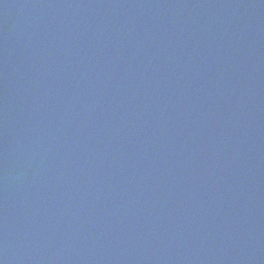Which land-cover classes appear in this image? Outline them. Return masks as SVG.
<instances>
[{"label": "water", "instance_id": "95a60500", "mask_svg": "<svg viewBox=\"0 0 264 264\" xmlns=\"http://www.w3.org/2000/svg\"><path fill=\"white\" fill-rule=\"evenodd\" d=\"M130 1L124 0V6L120 7V0H30L25 7L24 0H0V264H264V247L250 243L249 225L252 224L244 219L247 223L245 228L238 225L243 216L237 213L236 208L246 198L244 189L247 194L251 190L264 189L263 169H258L264 166V97L251 91H241L247 81L257 77V87L264 92V0H198V4H209L210 8L202 20H189L187 32L182 30L187 23L183 18L181 24L170 23L159 33L149 31L147 37L140 36L142 27L138 25L142 13L139 2L133 4ZM175 1L169 0L167 4ZM9 16L12 19L9 20ZM34 19H37L36 27L32 25ZM153 24L150 22L148 25ZM53 26L57 31H52ZM29 28H33L36 35L43 34L40 37L44 40L34 41V35L28 34ZM77 28L79 31H76ZM75 39L80 43L76 45ZM27 41L33 45L32 49H29ZM49 41L59 43L54 45L56 51L43 46ZM63 45L66 54L61 51ZM43 48L46 51H42ZM74 48H78L77 52ZM194 50L196 52L192 53ZM159 51L164 53L155 57ZM45 52L53 55L49 62ZM34 54L39 58L32 65L28 61ZM238 55L248 69L246 65L239 64ZM181 56L185 60L180 64ZM246 58H249V63ZM77 61H83L82 66L78 65L82 73L73 71ZM37 63L33 73L22 75L26 66L30 69ZM15 66L16 69L11 70ZM65 86L69 89L65 90ZM44 88L58 95L67 92L75 94L79 90L83 94L79 97L82 104L86 99L87 105L92 95L100 106L93 103L87 105V113L80 115H68L64 109L61 117L56 110L50 114L51 106L45 110V106L41 105L42 112H39L30 105V100L34 98L38 103L42 98H35L34 95ZM243 93L249 96L248 101L237 102L235 98L238 96L239 99ZM230 105L237 109L236 125L232 124V116L228 115ZM116 106L128 115L122 122L111 119L113 112L110 111ZM22 114H27L40 130L50 115L56 127L47 135L54 137L68 134L77 137L78 130L74 131V127L82 128L81 123L85 122L86 126L82 128L84 138L79 139L87 142V146L94 140L98 152L94 157L90 155L79 159L74 166L68 162L65 168L43 177L35 171L32 176L36 180L33 181L30 174L19 166V161L22 155L24 168L32 167L35 157L27 152L24 142L16 143L13 134H9L27 135ZM97 114L108 118L109 127L117 130L118 136L110 145L106 137L113 136V133L107 131L108 134L99 135L90 130L92 128L93 131ZM148 117L151 118L146 123L144 119ZM64 118L67 119L65 126L61 123ZM163 118L165 122L169 121L172 134L178 123L184 122V130L188 131L185 136L193 134L189 130L192 125L202 124L204 130L215 137L211 143L214 157L223 151L236 156L242 152L241 156L258 158L263 164L257 165L256 160L252 166L254 170L258 169L260 178L244 173L240 159L238 163L224 167L221 162L214 165L213 160L205 161L208 158H203L205 155L202 153L190 158L192 164L187 167L179 155L157 147L158 141H154ZM175 118L180 119L179 122ZM78 120L80 124L76 125ZM18 122L21 127H16ZM125 123L135 126L138 134L135 141L129 139L133 137L132 131H123ZM246 129L251 133L248 138L242 132ZM122 132L127 139L122 138ZM122 141L127 149L125 157L119 158L121 164L126 161L130 164V154L143 156L145 146L141 143L146 145L147 142L154 150L151 169L157 175L164 170L168 177H157L152 181L147 178L144 182L145 186L148 185L146 190L135 188L136 182L143 176L142 166L133 164L132 170L137 172L131 173L133 179H128L124 191L118 192L117 197L101 192L102 183L115 181L120 171L116 165L110 169V176L103 175L106 165L101 163L99 167L98 155L106 153L109 162L116 156L115 151L120 149L118 142ZM39 143L40 140L36 145ZM7 148L12 151L7 152ZM59 149L60 153L64 152L63 147ZM72 152L69 151L70 154ZM160 152L165 157L163 160L157 157ZM3 154L8 157H3ZM200 158L203 159L199 161ZM221 161L225 162L224 156ZM83 162L86 168L94 170L92 177H97L93 188L96 194L74 205L76 193L71 198H64L62 192L75 182ZM207 163L211 176L219 175L225 179L224 188L228 190H218L219 182H216V191H208L196 200L194 188L199 190L207 185ZM145 164L148 165L149 160ZM239 172L243 177L237 184L233 181L238 182ZM51 177L52 187H49L47 182ZM251 178H254L253 186L248 185ZM175 183L179 184L176 188ZM168 186L171 191L163 195ZM68 188L77 191L79 187L76 190L74 185ZM106 189L109 190L108 187ZM239 189L238 198L231 199L230 192L238 193ZM220 192L223 194L219 195ZM176 194L181 195V201L186 198L195 211L206 213L209 222L200 224L201 218L195 214L197 222L183 229L166 227V234L154 233L152 228L163 219L187 223L181 218H172L181 214L177 206L174 207V211H178L175 215L168 207L169 200ZM138 201H141V208L132 214V202ZM104 203L108 205V211L101 216L104 226L99 235L93 237L88 221L91 214L80 216L77 209L84 205L93 213ZM259 204L264 210V195H260ZM56 211L59 214H55ZM224 212L229 214L235 229L224 226L219 217ZM73 217L80 221L79 227L70 225L68 220ZM44 220L52 223L46 227ZM119 228L126 235L125 239L118 234ZM189 239L196 243L192 250L188 247ZM261 243L264 246V240ZM145 245L147 249H144ZM165 245L169 254L163 250ZM88 249L94 253L90 260L83 258ZM237 252L241 255L237 256Z\"/></svg>", "mask_w": 264, "mask_h": 264}]
</instances>
